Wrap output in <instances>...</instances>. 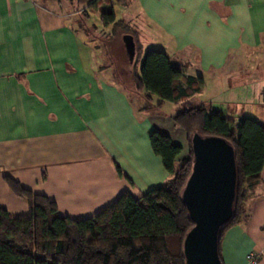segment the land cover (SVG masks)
<instances>
[{
	"label": "crops",
	"instance_id": "0c3cea01",
	"mask_svg": "<svg viewBox=\"0 0 264 264\" xmlns=\"http://www.w3.org/2000/svg\"><path fill=\"white\" fill-rule=\"evenodd\" d=\"M130 1L143 17L135 27L140 41L156 28L173 40L167 45L175 52L192 49L199 73L182 68L202 76L201 91L208 90L207 77L222 86L217 93L236 91L234 100L218 96L220 106L211 108L235 121L246 115L239 100L247 87L264 90V0ZM71 11L67 0H0V206L12 216L27 215L29 206L7 176L47 195L61 214L84 218L124 190L138 196L169 175L149 139L153 128L165 130L164 122L138 113L125 91L106 79L109 65L80 39L79 16ZM226 71L229 80L217 82ZM248 110L264 123L251 113L256 107ZM178 134L183 144L184 133ZM247 208V218L223 233V264H248L250 251L264 264V166Z\"/></svg>",
	"mask_w": 264,
	"mask_h": 264
},
{
	"label": "trees",
	"instance_id": "16d2710c",
	"mask_svg": "<svg viewBox=\"0 0 264 264\" xmlns=\"http://www.w3.org/2000/svg\"><path fill=\"white\" fill-rule=\"evenodd\" d=\"M67 1L71 12L78 13L79 27L88 39L90 35L96 36L91 34L96 31L86 26L88 9L99 13L103 26L132 34L135 54L132 60L129 58L132 63L129 71L134 88L144 91L148 100L157 96L158 105L165 100L177 105L171 119L187 137V148L167 131L153 128L149 134L152 149L162 158L169 174L164 183L138 196L124 190L84 218L61 214L56 202L47 195L7 176L10 189L27 199L29 212L12 216L0 206V264H186L183 239L193 222L181 192L192 168L190 138L194 132L223 137L235 150L237 181L233 213L219 231L220 248L223 233L249 215L248 198L260 184L264 123L244 115L231 125L222 110L209 109L202 103L191 105L190 97L203 87L202 76L186 74L161 48L148 47L142 53L137 30L117 17L114 9V3L123 5L130 0Z\"/></svg>",
	"mask_w": 264,
	"mask_h": 264
},
{
	"label": "water",
	"instance_id": "95a60500",
	"mask_svg": "<svg viewBox=\"0 0 264 264\" xmlns=\"http://www.w3.org/2000/svg\"><path fill=\"white\" fill-rule=\"evenodd\" d=\"M124 42L132 60L135 54L132 34H124ZM190 142L193 163L181 192L193 222L183 239L185 263L222 264L218 238L221 227L233 213L237 181L235 150L228 140L215 135L194 132Z\"/></svg>",
	"mask_w": 264,
	"mask_h": 264
},
{
	"label": "rangeland",
	"instance_id": "374dc122",
	"mask_svg": "<svg viewBox=\"0 0 264 264\" xmlns=\"http://www.w3.org/2000/svg\"><path fill=\"white\" fill-rule=\"evenodd\" d=\"M115 5H116L115 12L117 14L116 15L117 17L122 18L124 21H128L130 25H132L134 28L140 27L141 25L140 20L143 17L141 16V14L138 13L135 7V3L128 1L126 2V4L120 6L116 3ZM88 13L90 14V17H86V26L88 25L90 28H92V31H96V32H91V34L94 33L96 36L93 35L92 38H90L91 35L89 34L90 36L88 39L87 33L82 31L80 33L81 34L80 39L84 41L83 37H85V41H87L91 45H97L95 46L97 57L100 56L99 60L105 64H108L110 67L108 71L109 77L108 78L106 77V79L116 83L123 91H125V93L128 95L130 100L134 104L138 105V109H137L138 113L149 115L151 118L156 120L157 123L164 122L162 123L163 125L162 124L161 125L164 126V129L171 134L172 138L175 141H178L180 139L178 136L179 135L178 132L180 133L182 130L179 129L176 125L173 128L174 123L169 124L167 122L168 116L170 117V113H172L171 108L176 107V105L166 100L161 105H158L159 100L157 101V99L154 100L146 99L144 96V91L142 90L138 91L137 89L134 88V86L130 85L127 82L131 78V72L129 71V68L132 67V63L129 62V55L125 47L124 30H118V29L115 30L113 26H109V27L103 26L100 20V15L97 11L88 9ZM140 17L142 18L138 20V18ZM116 27H118V25ZM100 37L104 40H102ZM169 41H173V40L172 39L169 40L168 38H166L164 34L159 33L156 30V28H154V31H146L142 36V44H143L142 53H144L148 47L163 48L167 52L168 56L170 57L173 63L182 66L186 71H188V73L191 74L199 73L198 72L199 68L197 67V63L195 61L192 49L184 50V52H175L169 45H167ZM138 57H139V53H138ZM138 57L136 55L135 59ZM235 57H236L235 54L230 55L228 60L230 66L231 63H235V59H236ZM249 58L251 59V56H249ZM227 73L230 72L226 71L223 74H221V80H217V82L219 81V83H223V84L226 83V81L229 80L226 78V75H230ZM234 74H237V72H234ZM206 75L207 74L204 72V76ZM231 80L235 82V79H231ZM207 83H208L207 91L203 89V91L198 92V94L193 96V99L192 96L190 97L191 105H198L202 103L210 109L211 108L210 104L214 108L220 106L218 102L216 103V101L219 100L218 98H216L218 96L223 97V99L226 98V96H229L230 101L235 99L232 97V95L236 94L235 90L228 92L222 91V93L220 94L217 93V90L220 89L222 86L221 87L216 86L220 84L213 83L211 78L209 79V77H207L206 84ZM256 85L251 84L249 87H247L244 97L241 98L240 100L237 98V100L240 101V108L244 110V113L246 115H249L250 113L248 110L249 108L256 107L257 110L256 111L254 110L255 112H251V113L260 117L264 122V103H261L264 101V90L263 88L255 87ZM141 104L145 106V108H143ZM231 105H235V104H231ZM173 111L175 114L177 111V107ZM157 112L161 113V115L163 114L162 116H165V118L167 119L161 120V117H159L158 115H154ZM227 118L231 123V125L234 124L235 120L232 117L229 116ZM182 142L185 148H187V137L185 136V134Z\"/></svg>",
	"mask_w": 264,
	"mask_h": 264
},
{
	"label": "built area",
	"instance_id": "2783aa9c",
	"mask_svg": "<svg viewBox=\"0 0 264 264\" xmlns=\"http://www.w3.org/2000/svg\"><path fill=\"white\" fill-rule=\"evenodd\" d=\"M258 255L256 252L254 251H250L246 254V260L248 262V264H257L258 263Z\"/></svg>",
	"mask_w": 264,
	"mask_h": 264
}]
</instances>
